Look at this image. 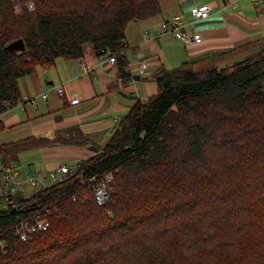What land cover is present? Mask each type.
I'll return each instance as SVG.
<instances>
[{"label": "trees", "instance_id": "16d2710c", "mask_svg": "<svg viewBox=\"0 0 264 264\" xmlns=\"http://www.w3.org/2000/svg\"><path fill=\"white\" fill-rule=\"evenodd\" d=\"M160 11V0H0V115L22 100V77L82 57L87 44L116 55L128 81L126 27ZM18 39L24 50L8 48ZM153 78L157 93L131 107L100 153L0 208V264H264V47ZM87 140L69 127L1 144L0 157ZM109 174L100 205L95 186ZM40 218L49 227L22 239L21 223Z\"/></svg>", "mask_w": 264, "mask_h": 264}, {"label": "crops", "instance_id": "0c3cea01", "mask_svg": "<svg viewBox=\"0 0 264 264\" xmlns=\"http://www.w3.org/2000/svg\"><path fill=\"white\" fill-rule=\"evenodd\" d=\"M207 3L205 18H192L190 9ZM161 11L148 18L132 20L126 27L128 81L118 76L115 64L91 44L82 57L58 58L52 66L19 81L22 100L0 115L5 128L0 145L26 137H52L69 127H79L88 139L83 145L54 143L0 159L15 162L24 172H48L100 153L118 128L119 121L138 101H146L158 91L153 78L160 67L174 68L192 61L196 69L221 68L254 54L264 47V0H160ZM183 16L182 28L199 31L201 43L188 44L161 25L172 15ZM146 62L144 73L140 64ZM56 85H63L59 94ZM47 94V95H45ZM79 97L78 103L70 100ZM1 170V165H0ZM4 181L0 176V208Z\"/></svg>", "mask_w": 264, "mask_h": 264}, {"label": "built area", "instance_id": "2783aa9c", "mask_svg": "<svg viewBox=\"0 0 264 264\" xmlns=\"http://www.w3.org/2000/svg\"><path fill=\"white\" fill-rule=\"evenodd\" d=\"M29 9H34V4L30 2L28 4ZM17 8L20 9L21 5L18 4ZM210 13V6L207 3L195 5L190 9L192 18H205ZM183 16L180 13L174 14L170 19L165 20L161 25V32L171 33L176 38L182 40L184 43L193 44L201 43L203 36L199 31L188 32L182 28ZM103 54H106L111 64H115L116 55H114L109 49L101 50ZM146 62L140 64V73H144L146 69ZM55 89L61 95L65 93L63 85H56ZM47 95V94H45ZM79 97H74L70 100L71 103L75 104L79 102ZM80 161L65 164L57 167L54 170L48 172L32 171L24 173L15 162H4L0 159V176L4 181L3 187V203L2 208L7 209L8 207H18L21 204H16V194L22 193L28 188L33 189H44L51 185L53 182L63 179L69 174H73L81 166ZM96 177L92 178L95 180ZM112 175L106 176L104 182L99 186H95V195L100 205L106 203L109 199L108 183L112 180ZM19 227L27 228L26 232H22L20 229L22 239L27 238V233L34 232L36 230H45L49 227V222L46 219H37L33 223L22 222ZM31 227V228H29Z\"/></svg>", "mask_w": 264, "mask_h": 264}, {"label": "water", "instance_id": "95a60500", "mask_svg": "<svg viewBox=\"0 0 264 264\" xmlns=\"http://www.w3.org/2000/svg\"><path fill=\"white\" fill-rule=\"evenodd\" d=\"M8 48L15 50H24L25 44L23 39H18L8 45Z\"/></svg>", "mask_w": 264, "mask_h": 264}, {"label": "rangeland", "instance_id": "374dc122", "mask_svg": "<svg viewBox=\"0 0 264 264\" xmlns=\"http://www.w3.org/2000/svg\"><path fill=\"white\" fill-rule=\"evenodd\" d=\"M259 50H260V49H259ZM259 50H258V51H259ZM177 67H178V66H177ZM174 68H175V67H174ZM22 168H23L24 172L31 170L30 167H29L27 164L23 165ZM36 190H38V189L28 188V189L24 190V196H25V197H29V196H31Z\"/></svg>", "mask_w": 264, "mask_h": 264}]
</instances>
